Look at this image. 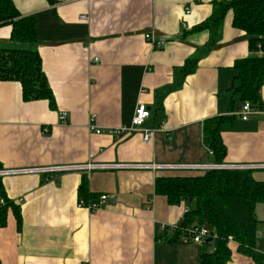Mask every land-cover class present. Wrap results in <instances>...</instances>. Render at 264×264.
<instances>
[{"label":"crops","instance_id":"obj_1","mask_svg":"<svg viewBox=\"0 0 264 264\" xmlns=\"http://www.w3.org/2000/svg\"><path fill=\"white\" fill-rule=\"evenodd\" d=\"M12 1L36 20V48L56 108L25 102L19 83L0 82V163L2 170H21L0 178L21 215L20 227L10 207L0 226V264H200L203 245L156 239L164 235L159 226L177 227L190 208L157 195L156 179L197 173L149 165L212 163L204 123L223 116L233 118L221 131L224 164H264V84L263 110L247 121L237 116L243 104L231 91L234 63L252 55L246 32L233 27L228 13L214 40L207 31L186 35L221 0ZM10 32L0 27V48L12 47ZM147 35L165 46L154 49ZM188 60L197 66L186 75ZM139 104L150 111L142 128L90 131L131 128ZM62 113L67 125L59 122ZM145 130L153 131L147 142ZM89 162L129 168L66 172L55 180L22 171ZM253 176L264 182V170ZM84 178L89 193L108 196L96 212L78 206ZM256 217L255 247L264 255V203ZM230 248L227 264H255L237 243Z\"/></svg>","mask_w":264,"mask_h":264},{"label":"trees","instance_id":"obj_2","mask_svg":"<svg viewBox=\"0 0 264 264\" xmlns=\"http://www.w3.org/2000/svg\"><path fill=\"white\" fill-rule=\"evenodd\" d=\"M55 4V0H47ZM228 13L233 15V27L248 35L251 56L234 63V83L231 91L241 104L249 103L263 110L261 91L264 84V0H221L209 18L193 27L186 35L207 31L213 40ZM9 27L12 47L0 48V82H17L25 102L45 100L56 108L54 93L43 70L42 58L36 48L38 30L32 16H22L12 0H0V27ZM212 40V45L214 41ZM196 60H188L183 68L186 75L196 70ZM234 103V102H233ZM229 116L214 117L204 123L203 140L212 151V163L224 164L227 149L222 138V126ZM0 170L2 165L0 163ZM195 175L161 176L156 179L155 191L170 205L185 203L190 207L171 237L168 231L157 240L181 243L188 227L206 223L213 238L203 243L200 264H227L232 257L230 243L238 244L237 251L250 257L255 264H264V255L256 250V207L264 203V182L254 178L253 170H210ZM80 199L96 201L97 194L88 192L84 178ZM0 226H5L11 207L21 227L20 210L7 200L0 179ZM192 206V207H191ZM230 238L232 240L230 241Z\"/></svg>","mask_w":264,"mask_h":264},{"label":"built area","instance_id":"obj_3","mask_svg":"<svg viewBox=\"0 0 264 264\" xmlns=\"http://www.w3.org/2000/svg\"><path fill=\"white\" fill-rule=\"evenodd\" d=\"M186 13L189 15L190 10L188 9ZM87 17L82 16V20H86ZM146 39L150 43V45L154 49H160L165 46V41L161 40L158 41L154 38L152 35H147ZM94 62H98V59H94ZM257 110H255L249 103H244L240 110L237 112V116L241 118L243 121H247L249 117L252 114H255ZM150 117V111L144 104H139L136 107L135 114L132 120V126L131 128H117V129H100L96 127L95 125L90 126V131L92 133L101 135L108 133L110 135H124L127 131L136 130L139 128H142L145 124L146 120ZM59 122L62 125L68 124V118L66 113H62L59 116ZM153 131L151 130H145L144 134V140L147 142L149 138L151 137ZM211 156H213L212 151L209 152ZM121 168H129V166L125 165H96L92 162L86 163V164H80V165H60V166H51V167H41V168H30L22 170L27 173H37V174H45L49 176L50 180H55V177H57L59 174H63L66 172H74L79 171L86 174H90L93 170H117ZM149 168L152 170L157 169H169V170H175L179 172H205L210 170H264V164L259 165H229V164H215V163H209L204 165H193V164H178V165H158V164H152L149 165ZM21 172V170H0V178L16 174ZM108 196H101L96 201H88L86 202L83 199L79 200L78 206L82 208H86L91 212H96L100 209H102L103 205L107 202ZM4 200H0V205H4ZM188 210H185V213H187ZM177 227H168L166 225H161L158 227V230L161 233H165L166 231H175ZM213 238V234L210 230V228L207 226L206 223L200 224V223H194L190 225L186 231V235L182 238L183 243H194V244H200L203 245V243ZM232 238H230V241Z\"/></svg>","mask_w":264,"mask_h":264},{"label":"water","instance_id":"obj_4","mask_svg":"<svg viewBox=\"0 0 264 264\" xmlns=\"http://www.w3.org/2000/svg\"><path fill=\"white\" fill-rule=\"evenodd\" d=\"M210 241H211V239H208V240H207V242H210Z\"/></svg>","mask_w":264,"mask_h":264},{"label":"rangeland","instance_id":"obj_5","mask_svg":"<svg viewBox=\"0 0 264 264\" xmlns=\"http://www.w3.org/2000/svg\"><path fill=\"white\" fill-rule=\"evenodd\" d=\"M256 177H257V175H256Z\"/></svg>","mask_w":264,"mask_h":264}]
</instances>
